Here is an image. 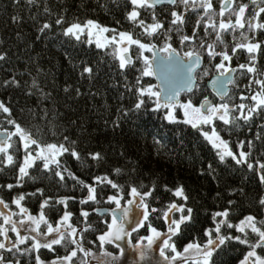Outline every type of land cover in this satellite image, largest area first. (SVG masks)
Wrapping results in <instances>:
<instances>
[{"label": "snow or ice", "instance_id": "obj_1", "mask_svg": "<svg viewBox=\"0 0 264 264\" xmlns=\"http://www.w3.org/2000/svg\"><path fill=\"white\" fill-rule=\"evenodd\" d=\"M22 2L34 5L36 0H15L17 5ZM192 15L196 16L195 24L190 32H186L184 29ZM125 18L140 31L145 38L143 41L134 37L132 32L102 27L92 19L83 24H68L62 34L76 41L86 35L87 43L91 44L96 33L111 31L113 35L105 37L103 42L98 38L95 45L97 48L113 47L110 55L118 62V71L124 75V87L132 100L131 108L122 110L123 116L159 114L164 109L162 119L167 124L188 125L210 145L212 160L201 169L200 175H213L217 170L215 161L217 166L252 173L264 185V65L261 64L264 60V0H125ZM10 19L15 23L17 17ZM64 23L62 17L55 20L56 25ZM51 28V24L44 23L39 31L44 33ZM228 36H231V41L226 39ZM174 43L177 46L174 47ZM133 45L138 53L135 61L129 53ZM145 53L152 55L149 57ZM7 58V52H0V61ZM137 62L142 66L135 68ZM234 62L236 67H233ZM131 68L139 73L134 83L127 82V71ZM79 71L82 79L91 80L98 69L91 62L81 61ZM237 71L247 79L243 88L234 78ZM209 75L214 76L212 84L216 95L212 98L200 91L198 83ZM144 77H155L160 83L145 86ZM228 85L235 86V94L230 95L232 89ZM0 86L19 88L21 83L13 75ZM31 87L42 91L35 78ZM70 87H65L64 91L68 92ZM75 91L80 95L79 88ZM182 94H187L186 98L181 99ZM48 95L45 93V97ZM0 113L6 114V123L14 129L0 133V166H13L17 172L14 183L0 185V189L9 196V199L0 196V264H22L25 258L26 264H74L78 253H83L81 264H90L85 258L93 253L83 246L84 233L91 230V225H87L90 213L82 208L77 215L71 210L69 202H75V196L44 198L33 214L26 201L37 193L43 197V188L12 194L15 189H23L25 177L33 181L40 178L32 172L57 182H64L67 173L84 194L79 200L81 205L98 203V197L105 203L114 204L115 208L110 213L95 209L100 215L111 216L110 222L107 219L101 222L105 229L96 236V240L101 248L105 244H115L120 248L121 256L124 249L118 241L127 237L131 244L132 233L145 229L150 234L141 236L134 247L139 250L140 261H145L148 250L146 264H161L150 255L155 249L166 264H216L215 256L227 247L238 245L244 246L238 264H264V194L256 199L255 213H234V207H239V199L246 197L247 193L241 186L232 188L228 192L232 198L227 200V207L212 211L209 214L210 225L203 228L200 236H193L181 244L178 250L177 240L173 238L181 235V225L187 226L194 219V209L188 206L189 196L183 185L174 188L163 186L164 192H170L175 199L161 210L150 207L149 203V198L157 191L155 184L147 190H142L146 187L143 184L139 187L130 184L126 188L107 174L94 176L92 183H86L70 172L62 160L65 155L81 159L77 140L64 135L60 142H44L13 119L12 109L3 101H0ZM114 126L119 127L118 121ZM241 132H244L243 137ZM13 137L18 138L15 153L10 151ZM153 139L155 144L161 145L160 140ZM258 145L261 146L259 151ZM21 148L22 158L17 159ZM84 155L97 163L104 159L99 151L85 149ZM112 172L118 176L122 169L116 167ZM109 187L116 191L107 194ZM216 195L219 197L220 193ZM123 200H126L125 205L121 203ZM56 205H62V208L56 210ZM46 209L62 214L50 221ZM74 217L87 226L79 229L73 222ZM157 222L167 224V230H159L155 226ZM144 241H147L146 247ZM54 246L63 248L65 254L60 255ZM42 249L53 253V258L42 259ZM103 255L111 258L110 264H117V257L112 253L105 251Z\"/></svg>", "mask_w": 264, "mask_h": 264}, {"label": "trees", "instance_id": "obj_2", "mask_svg": "<svg viewBox=\"0 0 264 264\" xmlns=\"http://www.w3.org/2000/svg\"><path fill=\"white\" fill-rule=\"evenodd\" d=\"M159 11L158 9V15ZM12 16L17 17L15 23L10 19ZM58 17L64 19L63 25L55 24ZM88 19L94 20L102 27L132 32L134 37L142 41L145 39L125 18V0H36L34 5L26 2L17 5L15 0H0V52H7L8 57L6 61H0V85L4 80L12 79L13 75L21 83L19 88L0 86V101L12 109V118L44 142H60L64 135L77 140L82 153L81 159L75 160L65 155L62 160L70 172L86 183H92L94 176L107 174L126 188L130 184L138 187L143 184L146 187L142 190H147V187L155 184L157 191L149 198V203L150 207L161 210L175 199L170 192H164L163 186L166 184L169 188H174L183 185L189 196L188 206L194 209V219L187 226L181 225V235L173 238L177 240L178 250L181 249V244L187 243L193 236H200L203 228L210 225L209 214L212 211L227 207V200L232 198L228 192L234 187H243L247 196L239 199V207H234L233 212L255 213L257 211L255 202L260 194H264V185H261L252 173L224 165L217 166L215 161H213L214 167L217 168L213 174L215 179L213 175L207 173L200 175L201 169L212 160L213 154L209 150L210 145L203 141L195 129L183 124H167L162 119L164 109H161L159 114L123 116L122 110L131 108L132 100L124 87L126 83L124 75L118 71V62L110 55L113 47L108 45L107 48H97L95 42L87 43L86 35L81 36L80 41H76L62 34L63 28L68 24L75 22L83 24ZM160 19L163 20V16H160ZM195 20L196 16L192 15L184 29L186 32L191 31ZM44 23L51 24L52 28L41 33L39 29ZM111 34V31L107 32L109 37ZM226 39L231 41V36ZM175 46L177 45L174 43ZM129 50L135 61L138 55L136 46H131ZM145 55L149 56V53ZM81 61L91 62L97 67L98 71L91 80L80 77ZM261 64L264 65V60ZM141 66L137 62L135 68ZM233 67H236L235 62ZM135 68L127 71V82L134 83L135 76L139 75ZM211 76L213 75L198 80L200 91L210 98L213 96L205 87V81ZM33 78L42 91L31 87ZM234 78L241 88L247 84V79L242 78L239 71L235 73ZM143 82L145 86L148 83L154 84L152 77H144ZM68 86L71 87L65 92L64 89ZM77 88L80 95L76 94ZM230 88L232 89L230 95L235 94V86L231 85ZM28 92L33 94L28 95ZM45 93L49 95L45 97ZM197 95L199 97L200 93ZM184 98L186 94L181 95V99ZM5 115L0 113V133L5 129L14 130L6 123ZM117 121L119 127L114 126V122ZM240 135L243 137L244 132ZM248 135L251 136V133ZM153 138L160 140L162 146L155 144ZM12 145L10 151L15 153L18 146L17 137H13ZM257 147L259 151L261 146ZM85 149L101 152L103 161L97 163L87 159L84 155ZM21 158L22 148L17 159ZM116 167L122 169L118 176L112 172ZM0 168H2L0 185L14 183L17 175L15 167ZM31 174L40 178L33 181L25 177L22 181L23 189H15L13 195L16 191L35 192L37 187L43 188V197L37 193L35 197H30L26 201V206L33 214L38 210L39 201L44 198L75 196L76 201L69 202L71 210L77 215L82 208L90 213L87 225H91V230L84 233L83 246L95 252L103 250L112 252L110 244H105L101 248L99 241L96 240V236L105 229L101 222L108 220V216H99L95 209H112L115 207L114 204L105 203L103 198L98 197V203L89 202L88 205H81L79 200L84 194L67 173L64 182L49 180L36 172ZM115 191L110 187L106 189L107 194ZM217 192L220 193L219 197L216 195ZM0 196L9 199L3 189H0ZM154 198L159 202L157 203ZM121 203L125 204L126 200ZM60 208L62 205L55 206L56 210ZM56 210L46 209L50 221L62 214ZM176 216L178 218L179 213ZM73 222L81 230L87 226L77 222L75 217ZM155 226L161 231H166L164 223L157 222ZM146 233L145 229L138 232L141 235ZM54 247L60 255L65 254L63 248ZM243 251L244 246L227 247L219 256H215L214 260L216 264H238V257ZM41 253L42 259H52L54 255L46 249H42ZM26 261L27 258L22 264H26ZM75 261L74 264H78Z\"/></svg>", "mask_w": 264, "mask_h": 264}, {"label": "rangeland", "instance_id": "obj_3", "mask_svg": "<svg viewBox=\"0 0 264 264\" xmlns=\"http://www.w3.org/2000/svg\"><path fill=\"white\" fill-rule=\"evenodd\" d=\"M111 35H113V33ZM105 37H109L107 35V32L103 34L96 33L95 35H93L92 41L95 42L99 38L101 42H103ZM125 204H122V205H125ZM110 220H111V216H108V221L110 222ZM166 230H167V224H166ZM149 234H150L149 232L146 233V235H149ZM141 236H145V235H141L138 233H132L131 244L127 242L128 241L127 237L124 240L118 241V243L120 244V247L124 249V254L122 256L120 255V248H117L115 244H110L111 245L110 249L112 250V252H109V251H106V252L112 253L113 255L117 257V264H146V261L149 257L148 250L146 249L145 261H140L139 260V255H140L139 250L134 247L138 243L139 238ZM146 245H147V241H144V246L146 247ZM154 249H155V246H154ZM91 252L93 253V255L85 258L90 262V264H110L111 258L105 257L103 255V253L105 252L104 250L99 251V252H95V251H91ZM150 255L153 259L160 260L161 264H166V262L163 261V258L159 256L158 249L151 251ZM79 256L80 258H78ZM82 257H83V253H78L77 258H75L76 261L74 260L75 263L81 264Z\"/></svg>", "mask_w": 264, "mask_h": 264}, {"label": "water", "instance_id": "obj_4", "mask_svg": "<svg viewBox=\"0 0 264 264\" xmlns=\"http://www.w3.org/2000/svg\"><path fill=\"white\" fill-rule=\"evenodd\" d=\"M150 55H152V53L150 54ZM151 57V56H150ZM152 79H153V82H154V85H159V83H160V81L159 80H157L155 77H152ZM214 79V76H212V77H210L207 81H206V84H205V86H206V88L208 89V91L213 95V96H215L216 95V93H215V91H214V86H213V84H212V80ZM177 87H179V84L177 83V85H176ZM218 87V86H217ZM228 87H229V85H228ZM217 99H218V97H217ZM2 138V137H1ZM100 210L101 211H105V210H107L108 211V209L107 208H100ZM96 212V211H95ZM97 213V212H96ZM98 214V213H97ZM117 214H119V212H117ZM99 216H104V215H100V214H98Z\"/></svg>", "mask_w": 264, "mask_h": 264}]
</instances>
